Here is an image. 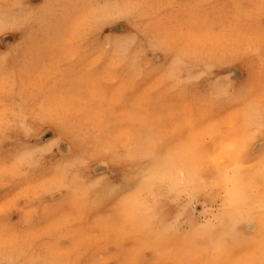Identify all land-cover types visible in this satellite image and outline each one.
<instances>
[{
	"label": "rangeland",
	"instance_id": "obj_1",
	"mask_svg": "<svg viewBox=\"0 0 264 264\" xmlns=\"http://www.w3.org/2000/svg\"><path fill=\"white\" fill-rule=\"evenodd\" d=\"M16 2L17 0H0V23L6 25L0 31V56L22 57L31 46L35 33L42 30L46 23L56 25L60 22H75L86 14L103 13L106 7L113 11L116 10V5L122 8L128 0H21L20 6H13ZM139 2L152 5L142 9L147 14L146 18L138 22L142 25L172 28L179 23L188 29L216 33H223L238 25V34H233L230 40L226 39L208 57L210 66L197 65L192 69L194 74L203 71L205 75L183 93L174 91L172 85L164 80V71L171 59L163 53L148 57L142 74L135 82L130 79L132 70L127 65L121 68L119 74L107 75L109 64H104L92 78L94 83L83 88L61 90L59 99L53 101L51 110L63 121L60 142L65 143L67 149H61L57 145L49 160H85L87 163L75 169L74 174H78L85 184L96 185L89 199L99 201L101 206L85 208L79 202L61 206L59 201L63 199V195L54 194L56 196L53 199L50 197L51 200L45 202L49 211L55 206L53 217L42 215L36 222L16 225L21 246L25 247L29 256H46L54 264H197L198 260H201L199 264H207L208 261V264H236L241 258L258 255L259 225L249 224L247 219L250 214H256L254 205L259 199L260 191H255L254 188L259 180L253 183V177L249 179L251 197L239 213L234 214L242 219L239 230L237 226L241 237L230 232L231 222L223 230H219L220 224H217L218 230L214 231L215 235H211L213 247L200 254L197 242L189 243L193 234L191 231L198 224L201 227L204 223L212 222L215 215L221 212L224 191L212 186V192H209L211 195L207 191L193 195L180 193L176 183L180 180V172L171 169L169 173L166 166L170 154L185 149L203 150V155L216 153L223 142L233 138V128H227L224 136L209 140L203 135L208 125L214 121H228L242 134L248 126V121H244L247 120L249 110L259 107L254 100L260 104L261 97L264 96L262 56L246 52V42L242 39L254 34L251 21L242 14L253 0ZM45 4L53 7L45 9ZM167 4L195 6L167 8ZM119 34L109 32L104 39ZM99 41V32L86 35L82 45L75 48V59L66 57L55 63L50 60V67L46 70L42 84L55 87L86 71L88 64L84 61L101 47ZM96 54L99 55V52ZM221 89L227 90L228 98L224 102L212 103L211 97ZM125 90L126 96L122 95ZM249 101L251 104H248ZM242 107L247 110L246 113H243L245 109ZM26 114L29 123L37 129L53 126L50 120L44 119L35 105H28ZM12 135L15 136L16 133L13 132ZM259 142L258 137L257 144ZM2 148L3 145H0V150ZM260 155L258 148L249 147L242 157V163L248 164L242 170L253 173L252 166L255 162L249 158L257 156L255 159L259 160ZM183 168L184 166L181 170ZM211 170L217 176V170ZM154 173L158 176L155 175L146 184L145 177H152ZM210 179L211 176L207 180ZM115 186L119 187L120 192L114 196L110 194V190ZM35 195L33 192L32 196ZM146 206H153V211L149 213ZM24 211L27 214L30 209L25 208ZM43 211L42 208L41 212ZM16 219H20L19 214ZM234 245L235 248H232Z\"/></svg>",
	"mask_w": 264,
	"mask_h": 264
},
{
	"label": "snow or ice",
	"instance_id": "obj_2",
	"mask_svg": "<svg viewBox=\"0 0 264 264\" xmlns=\"http://www.w3.org/2000/svg\"><path fill=\"white\" fill-rule=\"evenodd\" d=\"M20 4L21 0H17L13 6ZM165 6L189 8L195 5ZM43 7L49 9L53 5L45 4ZM145 7L150 8L152 5H145L139 0H128L122 8L116 5V10L113 11L106 7L103 13L86 14L75 22H60L56 25L46 23L42 30L35 33L31 46L22 57L0 56V145H3L0 150V264H54L46 256H29L25 247L21 246L19 230L16 228L20 223L38 221L42 215L53 217L55 206L49 211L45 202L53 199L56 196L54 194L63 195V199L59 201L61 206L75 202L85 208L101 206L99 201L89 199L96 185L85 184L78 174H74V170L84 166L86 161L49 160L57 145L61 149H67V145L60 142L63 121L51 110V105L59 99L61 90L83 88L94 83L92 78L104 64H109L107 75H117L127 65L132 70L130 79L135 82L142 74L148 57L163 53L171 59L164 71V80L172 85L174 91L183 93L205 75L203 71L194 74L192 69L197 65L210 66L208 57L226 39L230 40L233 34H238V25L223 33L188 29L179 23L172 28L142 25L138 22L146 18L147 14L142 11ZM242 14L251 21L250 26L254 29L253 35L242 37L246 42L245 51L261 54L264 66V0H253ZM5 27V24L0 23V31ZM96 32L100 33L98 44L101 47L85 59L84 63L88 64L86 71L55 87L42 84L46 70L50 67V60L55 63L66 57L75 59V48L82 45L86 35ZM109 32L120 34L105 40L104 36ZM122 95L126 96L127 90ZM228 96L226 89L218 90L211 97V102H224ZM28 105L37 106L44 119L50 120L53 126L37 129L31 125L26 114ZM247 120L248 126L242 134L235 130L233 123L212 122L203 133L209 140L224 136L227 128H233V138L223 142L214 154L201 156L196 148L170 154L166 166L169 170L176 169L181 176V166L195 165L197 174L201 163L210 169L215 168L218 175L213 181V187L225 186L224 204L214 220L201 227L209 232L214 231L217 224H222L227 219L231 222V232L238 237L241 234L237 231V226L241 219L233 213L244 197L234 180L244 167L243 154L249 147L258 148L261 155L252 167L253 183L259 180L254 190L260 191V195L254 205L256 214H250L247 221L249 224L259 225L258 255L241 258L236 264H264V96L261 97L259 107L251 109ZM13 132L16 133L15 136L12 135ZM258 137L260 142L257 144ZM198 144L197 141V148ZM155 175L156 173L152 177L146 176L144 182L149 183ZM180 184L182 180L177 181V186ZM33 192L36 193L35 196H32ZM119 192V187L110 190V194L114 196ZM25 208L30 209L27 214ZM148 210L153 211L152 208ZM17 214L20 215L19 220L16 219Z\"/></svg>",
	"mask_w": 264,
	"mask_h": 264
},
{
	"label": "bare ground",
	"instance_id": "obj_3",
	"mask_svg": "<svg viewBox=\"0 0 264 264\" xmlns=\"http://www.w3.org/2000/svg\"><path fill=\"white\" fill-rule=\"evenodd\" d=\"M245 70V69H244ZM245 74H246V72H245ZM249 75H250V73H248ZM251 77V76H250ZM249 77V78H250ZM232 80V79H231ZM246 80H247V78H246ZM246 82H248V81H246ZM242 88V87H241ZM195 90V89H194ZM236 95V94H235ZM244 95V94H243ZM248 95V94H247ZM245 97V96H244ZM237 101V100H236ZM251 101V100H250ZM250 101H249V103L248 104H251L250 103ZM256 101V102H255ZM254 102L256 103V104H258L259 105V101H257V100H254ZM253 102V104H255ZM252 104V105H253ZM243 108V107H242ZM258 108V107H257ZM243 109H245V108H243ZM246 109H245V111H243V113L245 112L246 113ZM249 112H250V110H249ZM242 113V114H243ZM245 115V114H244ZM248 115V114H247ZM242 116V115H241ZM245 119V118H244ZM243 119V120H244ZM240 120V119H239ZM242 120V119H241ZM248 120H246V121H244L245 123L247 122ZM246 125V124H245ZM248 125V124H247ZM244 126V125H243ZM246 127V126H245ZM81 145V144H80ZM209 149V148H208ZM173 151V150H172ZM177 151H179V150H177ZM198 151V153L201 155V156H204L203 155V150H197ZM210 151V150H209ZM250 151V150H249ZM176 152V151H175ZM87 153V152H86ZM248 153V152H247ZM84 155V154H83ZM87 155V154H86ZM255 158H257V156L256 157H251V158H249V159H251V160H254V162H255V164H256V162L258 161V160H256ZM105 160V159H104ZM85 161V160H84ZM250 163V162H249ZM248 163H246V165H247ZM244 166H246L245 164H243ZM109 166V165H108ZM121 166H123V165H121ZM130 166V165H129ZM120 167V166H119ZM127 167H128V165H127ZM160 167H162V166H160ZM182 167V166H181ZM126 168V167H125ZM194 168H195V165H190V166H187V167H184L183 169H182V171H183V176H181L180 175V180H182V184H180L178 187H179V191H180V193H186V195H193V194H196V192H204V191H207L208 192V194L209 195H211L210 193L212 192V186H213V181L215 180V177H217L216 176V172L215 171H213L214 172V174H212V170L210 169V168H208L205 164H203V163H201L200 164V166H199V173L197 174L196 172H195V170H194ZM122 169H124V168H122ZM164 169V168H163ZM162 169V170H163ZM155 170V169H154ZM254 170V169H253ZM123 171V170H122ZM129 171H130V169H129ZM153 171V170H152ZM165 171H167V169L166 170H164V172ZM176 171V170H175ZM175 171H173V172H175ZM124 172V171H123ZM151 172V171H150ZM161 172V171H160ZM160 172H158V174L160 173ZM163 172V171H162ZM166 173V172H165ZM169 173H170V170H169ZM250 173L251 172H247V171H244V170H241V172H240V174L235 178V180H234V183L236 184V186L240 189V191L242 192V194H243V197H244V199H243V202L238 206V209L237 210H235L234 211V213H233V215L236 213V212H238L239 213V210L247 203V201H248V199H249V197H251V195H250V193H249V185H248V181H249V179L250 178H252L253 177V173H251V175H250ZM158 174H156L157 176H158ZM173 174V173H172ZM212 174V175H211ZM168 175V174H167ZM218 175V174H217ZM164 176H165V174H164ZM163 176V177H164ZM169 176V175H168ZM174 176H176V175H174ZM211 176V179L210 180H207V179H209V177ZM167 176H165V178H166ZM173 179H175V178H173ZM169 180H170V178H169ZM178 180V179H177ZM176 180V181H177ZM162 182V181H161ZM168 182V181H167ZM251 182V181H250ZM169 183V182H168ZM172 183H174V182H172ZM172 183H170V184H172ZM177 183V182H176ZM167 185V184H166ZM169 185V184H168ZM176 185V184H175ZM145 186V185H144ZM116 187V186H115ZM141 187V186H140ZM142 188V187H141ZM172 189H174L173 188V186H172ZM172 189H170V190H172ZM176 189H178V188H176ZM214 189H217V190H222V191H224V195H223V201H224V199H225V192H226V188H225V186H220V187H214ZM135 190H136V188H135ZM139 190H141V189H139ZM169 190V189H168ZM130 191H132V189L130 190ZM129 191V192H130ZM138 191V190H137ZM151 191V190H150ZM175 191V190H174ZM211 191V192H210ZM134 192V191H133ZM149 192V191H148ZM155 192V191H154ZM210 192V193H209ZM136 193V192H135ZM147 193V192H146ZM221 193V192H220ZM142 194V193H141ZM174 194V193H173ZM129 195V194H128ZM137 195V194H136ZM144 195H147V194H144ZM149 195V194H148ZM178 195V194H177ZM218 195H219V193H218ZM150 196V195H149ZM158 196V195H157ZM148 197V196H147ZM185 197V196H184ZM149 198V197H148ZM148 198H146V199H148ZM153 199V198H152ZM156 200V199H155ZM126 201H128V200H126ZM130 201V200H129ZM154 201V200H153ZM172 201V200H171ZM221 202H219V204H220ZM132 204V203H131ZM133 204H135V203H133ZM137 205H139L138 203H136ZM152 204H154V203H152ZM164 204V203H163ZM223 204V203H222ZM118 205H121V203H119ZM161 205V204H160ZM142 206V205H141ZM171 206H173V205H171ZM222 206V205H221ZM146 207H148V208H153V206H146ZM163 207H165V206H163ZM175 210V209H174ZM147 211H148V209H147ZM165 211V213H166V210H164ZM255 212V211H254ZM148 213V212H147ZM150 213V212H149ZM174 213V212H173ZM186 213V212H185ZM164 214V213H163ZM241 214V213H240ZM254 214V213H253ZM145 215H146V213H145ZM150 215V214H149ZM152 215V214H151ZM154 215V214H153ZM156 215V214H155ZM179 215V214H178ZM238 215V214H237ZM167 216H168V214H167ZM176 216V215H175ZM241 216V215H240ZM243 216V215H242ZM149 217V216H148ZM157 217V216H156ZM179 217V216H178ZM177 217V218H178ZM237 217V216H236ZM249 217V216H248ZM146 218V217H145ZM152 218V217H151ZM174 219H175V221L177 220L175 217H174ZM242 220V219H241ZM244 220V219H243ZM248 220V219H247ZM152 221V220H151ZM155 220H153V222H154ZM171 221H173V220H171ZM230 222V220H225L224 221V223H222V224H220L219 225V230H223V229H225L226 228V226H227V224ZM173 223H174V221H173ZM208 223V222H207ZM205 224V223H204ZM247 224V223H246ZM199 225V224H198ZM198 225H194L195 226V228L193 229V231H191V234H192V232H193V234L191 235V238L189 239V243H193V242H197V246L201 249L200 251H199V253L201 254L202 252H206L208 249L207 248H209V247H213V245H214V241L211 239V235L212 234H214L215 232L214 231H216V230H218V228L216 227L215 228V230L214 231H206L205 229H203L202 227H199ZM147 226V225H146ZM148 227V226H147ZM158 227V226H157ZM157 227H155L156 229H157ZM164 227V226H163ZM166 227H168L167 225H166ZM239 225H238V230H239ZM141 228H145V227H141ZM154 228V227H153ZM173 228V227H172ZM171 228V229H172ZM161 229V231H162V227L160 228ZM159 229V230H160ZM175 229V228H174ZM191 229V228H190ZM179 230V229H178ZM254 230V229H253ZM161 231H160V233H161ZM166 231V230H165ZM168 231V230H167ZM230 231V230H229ZM169 232V231H168ZM175 232V231H174ZM231 232V231H230ZM137 233V232H136ZM135 233V234H136ZM163 233V232H162ZM178 233H180V232H178ZM178 233H177V235H178ZM242 233V232H241ZM250 233V232H249ZM175 234H176V232H175ZM207 234V236H205ZM225 234V233H224ZM244 234V233H243ZM163 235H165V234H163ZM181 235V234H180ZM179 235V236H180ZM215 235V234H214ZM230 235H233V234H230ZM247 235H248V233H247ZM150 236H152V235H150ZM156 237H158L157 235H155ZM223 236V235H222ZM244 236H245V234H244ZM217 237H220L219 236V234H217ZM240 237H241V235H240ZM228 238V237H227ZM162 239H163V237H162ZM188 239V238H187ZM231 239V238H230ZM239 239H243V238H239ZM160 240V239H159ZM177 240H179V238H177ZM177 240H176V242H177ZM160 242V241H159ZM175 242V241H174ZM240 242V241H239ZM229 243H230V240H229ZM238 243V242H237ZM244 243V242H243ZM242 243V244H243ZM162 245V244H161ZM170 245V244H169ZM186 245H187V243H186ZM195 245V244H194ZM193 245V246H194ZM239 245V244H238ZM237 245V248L239 247V246H241V245H239L238 246ZM244 245V244H243ZM191 246H192V244H191ZM232 248H235V245L234 246H231ZM190 249H191V247H190ZM214 249H217L216 247L214 248ZM183 250V249H182ZM232 250V249H231ZM256 250V249H255ZM176 251H177V249H176ZM257 251V250H256ZM149 252V251H148ZM214 252V251H213ZM258 252V251H257ZM257 252H255V253H257ZM178 253V252H177ZM215 253H218V251H215ZM192 254V253H191ZM190 254V255H191ZM198 254V253H197ZM199 254V255H200ZM176 255V254H175ZM202 255H204V254H202ZM253 255H255V254H253ZM177 256H179L178 254H177ZM181 256V255H180ZM192 256H194L193 254H192ZM195 256H196V254H195ZM209 256H210V254H209ZM165 257H166V255H165ZM186 257V256H185ZM185 257H183V258H185ZM197 257V256H196ZM182 258V257H181ZM186 258H188L189 259V257L187 256ZM201 258V257H200ZM207 258V257H206ZM173 259V258H172ZM175 259H176V257H175ZM174 259V260H175ZM179 259V258H178ZM177 259V260H178ZM199 259V258H198ZM197 259V260H198ZM187 260V259H186ZM196 260V261H197ZM208 260V259H207ZM179 261V260H178ZM199 261V263H201V260H198ZM203 261H205V257H204V260ZM177 262V261H176ZM221 262V261H220ZM160 263V262H159ZM185 263H186V261H185ZM192 263H194V261L192 262ZM199 263H197V264H199ZM209 263V261L207 262V264ZM236 263V262H235ZM187 264V263H186ZM203 264V263H202ZM220 264V263H219Z\"/></svg>",
	"mask_w": 264,
	"mask_h": 264
}]
</instances>
